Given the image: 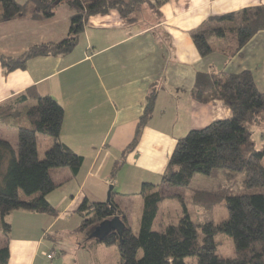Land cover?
I'll return each instance as SVG.
<instances>
[{
  "label": "crops",
  "instance_id": "0c3cea01",
  "mask_svg": "<svg viewBox=\"0 0 264 264\" xmlns=\"http://www.w3.org/2000/svg\"><path fill=\"white\" fill-rule=\"evenodd\" d=\"M261 6L264 0H169L159 13L144 9L132 23L112 11L91 17L78 45L67 55L36 57L24 70L8 74L0 63V105L30 90L52 97L65 112L61 141L84 157L76 177L68 169L51 171L59 183L47 197L57 211L55 216L15 211L8 217L12 225L9 264H81L85 252L84 264H102L104 252L113 246L91 235L76 243L77 256L68 255L56 248L53 230L63 232L69 221L79 217L77 211L85 199L106 202L111 187L114 201L119 199L122 208V201L140 194L144 183L161 181L179 139L231 117L224 102L201 104L193 98L197 74L211 69L228 74L250 71L264 92V32L245 46L241 56L228 58L225 45H219L222 58L216 62V51L202 58L192 38L199 31L232 27L233 23L210 21L213 17ZM72 15L67 5H61L48 20L1 21L0 55L21 57L33 46L63 41ZM215 41L224 42L214 39L213 46ZM250 53L253 61L247 65L243 57ZM152 91H157L153 117L135 150L126 154ZM46 145L49 148L52 142ZM124 153L125 161L112 177ZM125 210L131 226V210Z\"/></svg>",
  "mask_w": 264,
  "mask_h": 264
},
{
  "label": "trees",
  "instance_id": "16d2710c",
  "mask_svg": "<svg viewBox=\"0 0 264 264\" xmlns=\"http://www.w3.org/2000/svg\"><path fill=\"white\" fill-rule=\"evenodd\" d=\"M169 0H0V22L24 17L35 21L53 18L61 5L73 12L69 34L58 43L31 47L21 57L0 55L5 72L26 68L36 57L64 56L78 45L86 23L91 17L106 16L112 11L132 23L144 9L159 13ZM219 24L236 23L237 27H220L193 34V41L202 56L207 58L216 49L214 39H222L228 58L241 56L245 46L260 32H264V6L245 9L213 17ZM193 98L208 104L222 101L230 109L231 117L211 123L204 129L191 130L178 140L160 183H144L140 190L143 212L139 230L129 225L127 213L114 201L96 203L85 199L77 214L80 229L85 230L106 220L119 217L124 229L114 231L99 243L118 245L121 264H264V143L257 148L254 130L264 128V92H261L250 71L228 74L211 69L196 76ZM157 91L148 96L144 114L136 135L125 153L135 150L142 132L152 119ZM33 101V104H28ZM0 264H9L12 225L8 217L15 211L45 213L55 216L57 211L47 197L59 187L51 175L54 169H68L73 177L79 175L84 157L61 141L64 108L52 97L30 90L0 105ZM3 128L17 130L11 142ZM48 136L52 145L44 156L39 152V136ZM117 163L112 177L125 161ZM221 170L230 178L245 174L246 194L223 195L218 192L196 190L191 184L198 175L213 176ZM162 186L189 189L196 204L213 206L225 201L228 219L198 226L187 213L176 225L162 232L153 229L163 195ZM201 231V232H200ZM225 234L234 245V256L225 258L218 253L216 236Z\"/></svg>",
  "mask_w": 264,
  "mask_h": 264
},
{
  "label": "rangeland",
  "instance_id": "374dc122",
  "mask_svg": "<svg viewBox=\"0 0 264 264\" xmlns=\"http://www.w3.org/2000/svg\"><path fill=\"white\" fill-rule=\"evenodd\" d=\"M237 26L238 24L236 23L232 24V27ZM219 45L223 47L224 42L215 41L214 43V47L216 48L215 53L217 54L213 56L215 62L222 58V52L218 50ZM243 60L247 65H250L251 61H253V55L250 53V56L248 57L247 54L246 57H243ZM259 88L261 89V85H259ZM3 131H5L6 136H8L11 142H15L13 141L17 139V130L15 128H3ZM48 140L50 143L52 142L51 138H49L48 136H39V151L42 157L45 154L44 148H48V145H46ZM263 143L264 128L262 126H258L254 130V144L257 148H259ZM153 182L154 184H158L160 183V180H155ZM159 190L163 195V200L159 204L158 217L153 226V229L156 232H162L168 226L176 225L179 220L183 218L187 213L198 226H202L210 222L220 223L228 219V211L225 207V201H222L220 203L217 202L210 207L196 204L194 200H192L189 196L191 194L193 196L196 190L197 192L198 190L218 192L223 194L224 196L227 194L236 195L247 193V190L245 188L244 173L238 174L235 178H230L227 173L221 170L215 171L213 176H196L191 184V194L189 192V189L180 187L162 186ZM141 199V195L138 194L130 201H122L123 205L121 209H124V213H127L125 210L126 208H130L131 210L130 224L135 232H138L139 230V221L142 216L141 210L143 209H140V202L143 205V199L142 201ZM118 201L119 199L117 200V202ZM80 225L81 217H77L75 218V220L73 219L69 221V223L65 226L66 229L63 232L59 230V227V229L53 230L52 235L55 236L54 242L56 243V248L66 251L68 255H76V243L85 242L87 238L92 235L91 232H93L94 229V227H90L88 229L82 230L80 229ZM215 240L217 243L218 253L221 256L225 258H232L234 256V245L232 240L228 236H226L225 234H218ZM87 256V252L81 254V264H84L83 262L88 259ZM102 257V264H118L121 259L119 246L117 244L113 245V250L108 249L106 252H104V255Z\"/></svg>",
  "mask_w": 264,
  "mask_h": 264
},
{
  "label": "water",
  "instance_id": "95a60500",
  "mask_svg": "<svg viewBox=\"0 0 264 264\" xmlns=\"http://www.w3.org/2000/svg\"><path fill=\"white\" fill-rule=\"evenodd\" d=\"M113 187L110 189V193L107 199V203L111 204V197H112ZM124 229V224H122V221L119 217H115L112 220H106L102 223H100L99 226L96 227V229L93 231V236H95L99 241H102L104 238H106L110 233L117 231L121 232Z\"/></svg>",
  "mask_w": 264,
  "mask_h": 264
},
{
  "label": "built area",
  "instance_id": "2783aa9c",
  "mask_svg": "<svg viewBox=\"0 0 264 264\" xmlns=\"http://www.w3.org/2000/svg\"><path fill=\"white\" fill-rule=\"evenodd\" d=\"M53 257V255H49L48 258L51 259Z\"/></svg>",
  "mask_w": 264,
  "mask_h": 264
}]
</instances>
